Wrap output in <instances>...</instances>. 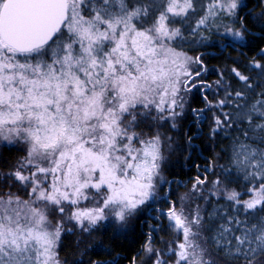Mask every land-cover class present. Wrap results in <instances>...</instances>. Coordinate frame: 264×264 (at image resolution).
Masks as SVG:
<instances>
[{
	"label": "snow or ice",
	"instance_id": "6c2138e0",
	"mask_svg": "<svg viewBox=\"0 0 264 264\" xmlns=\"http://www.w3.org/2000/svg\"><path fill=\"white\" fill-rule=\"evenodd\" d=\"M258 5L0 0V264H264ZM200 48L255 52L209 68ZM205 127L211 157L167 178L166 133L191 149ZM145 209L131 255L90 240L127 238Z\"/></svg>",
	"mask_w": 264,
	"mask_h": 264
},
{
	"label": "trees",
	"instance_id": "16d2710c",
	"mask_svg": "<svg viewBox=\"0 0 264 264\" xmlns=\"http://www.w3.org/2000/svg\"><path fill=\"white\" fill-rule=\"evenodd\" d=\"M249 8L253 9V11H259V5L258 0H249ZM252 32H257L258 35L249 36L248 39L252 42L253 45H259L260 44V36H259V28L253 27L252 25H249ZM199 52H205V53H211L213 55H205L204 60L205 64L209 68H220L223 67L225 64H227L229 67L232 66V60L226 59L229 55L232 58H239L241 60H247L250 59L254 52L255 48L252 49V51H249L248 48H241L240 52L246 53L245 56H240L239 52L234 51L232 49H225L223 53L220 52L218 48H209V49H197V53H189L190 55L198 54ZM208 80H214L216 79V76L209 75ZM193 107H200L201 105L198 102H193ZM187 123V122H185ZM192 131L189 132V135H192L194 132L197 131L196 126L193 124L191 126ZM183 132L184 129H180V135L177 136L176 132H167V135H171L177 139V142L180 144V147L177 148L175 151L171 153L169 156V165L166 167L164 175L169 179H180L185 180L188 179L190 181L191 177L196 175V164L204 165L206 163V160L203 159V157H211L212 154V142L207 138L206 133L208 132L207 127L204 128V133L201 134L197 139L193 141L194 147L189 149L187 144L184 143L183 140ZM5 156H14L16 155L15 152L4 153ZM187 158V159H186ZM223 162V161H221ZM185 189L181 188L179 191H184ZM155 207V206H153ZM154 215V213H153ZM143 222V226H142ZM149 223H155L154 220L150 219V211L148 209H145L140 215L138 219H134L131 222L130 225V232L125 238V236H114L112 229L109 227L106 230H102L100 232L94 233V236L90 238V240L95 242H102L106 246H111L113 249V254L120 252L125 255H131V251L129 249L134 250L136 247L139 246V241H137L135 244L131 243V240L134 238V236L137 233H140L141 231L147 232L148 231V224ZM162 235V234H161ZM64 253L62 252L61 255ZM93 259H100V258H107L102 256H92ZM122 264H127L126 261H122Z\"/></svg>",
	"mask_w": 264,
	"mask_h": 264
},
{
	"label": "water",
	"instance_id": "95a60500",
	"mask_svg": "<svg viewBox=\"0 0 264 264\" xmlns=\"http://www.w3.org/2000/svg\"><path fill=\"white\" fill-rule=\"evenodd\" d=\"M253 33H256V34L258 35V33H257V32H253ZM257 35H256V36H257Z\"/></svg>",
	"mask_w": 264,
	"mask_h": 264
},
{
	"label": "flooded vegetation",
	"instance_id": "af4514ba",
	"mask_svg": "<svg viewBox=\"0 0 264 264\" xmlns=\"http://www.w3.org/2000/svg\"><path fill=\"white\" fill-rule=\"evenodd\" d=\"M250 7V6H249Z\"/></svg>",
	"mask_w": 264,
	"mask_h": 264
}]
</instances>
